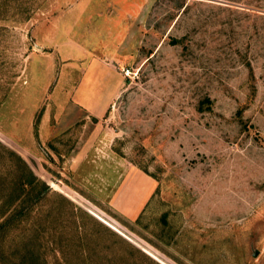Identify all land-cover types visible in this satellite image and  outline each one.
<instances>
[{
  "label": "rangeland",
  "instance_id": "rangeland-1",
  "mask_svg": "<svg viewBox=\"0 0 264 264\" xmlns=\"http://www.w3.org/2000/svg\"><path fill=\"white\" fill-rule=\"evenodd\" d=\"M92 59L121 91L85 124ZM19 158L48 189L11 213ZM0 264H264V0H0Z\"/></svg>",
  "mask_w": 264,
  "mask_h": 264
},
{
  "label": "crops",
  "instance_id": "crops-1",
  "mask_svg": "<svg viewBox=\"0 0 264 264\" xmlns=\"http://www.w3.org/2000/svg\"><path fill=\"white\" fill-rule=\"evenodd\" d=\"M116 75L117 72L113 68L99 59H92L87 69H82L80 83L74 92L73 101L82 114L81 118L85 124L88 123L86 122L88 119L98 120L107 115L121 91V83L117 81ZM79 156L81 162L77 173H80L79 177L85 178L87 176L85 169L92 167L89 163L90 148L80 153ZM138 175L136 173L119 180L114 175V180L110 181L107 188L106 203L117 215L129 221H137L140 218L156 188L155 182L148 176H142L140 179ZM88 179L92 180V178ZM103 188L99 190L101 193L106 191V188Z\"/></svg>",
  "mask_w": 264,
  "mask_h": 264
},
{
  "label": "trees",
  "instance_id": "trees-1",
  "mask_svg": "<svg viewBox=\"0 0 264 264\" xmlns=\"http://www.w3.org/2000/svg\"><path fill=\"white\" fill-rule=\"evenodd\" d=\"M20 159V158H19ZM22 163L24 164V167L27 171L28 174V183L27 186H24L25 189L23 190H19L18 192H16V195L13 197H10V206L13 205L14 203V208H9L7 209L9 212L13 211V210H20L21 207H24V203L27 202L30 198H34V199H41L43 198V195L45 194V192L47 191V186L46 184L42 183L32 172V170H30V168L27 166V164L22 160ZM27 187V188H26ZM29 187V188H28ZM18 207V208H17ZM17 208V209H16ZM12 213V212H11ZM18 213H20V211H18ZM11 216V214H10Z\"/></svg>",
  "mask_w": 264,
  "mask_h": 264
}]
</instances>
